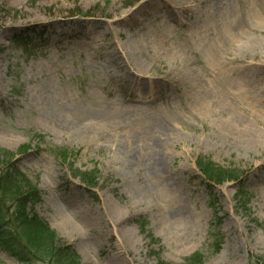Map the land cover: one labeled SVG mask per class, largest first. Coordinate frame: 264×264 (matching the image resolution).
<instances>
[{"label": "rangeland", "instance_id": "obj_1", "mask_svg": "<svg viewBox=\"0 0 264 264\" xmlns=\"http://www.w3.org/2000/svg\"><path fill=\"white\" fill-rule=\"evenodd\" d=\"M0 148L84 264H251L264 255V0H0ZM199 156L243 172L215 189L221 222ZM94 169V187L74 176ZM0 264H23L2 239Z\"/></svg>", "mask_w": 264, "mask_h": 264}, {"label": "trees", "instance_id": "obj_2", "mask_svg": "<svg viewBox=\"0 0 264 264\" xmlns=\"http://www.w3.org/2000/svg\"><path fill=\"white\" fill-rule=\"evenodd\" d=\"M196 166L205 181L209 206L217 221L221 222L224 217L220 216L215 189L227 182L240 181L243 172L236 168L222 167L204 156L196 159ZM75 172L74 176H78L89 187L97 185L98 170ZM236 197L240 207L247 210L252 196L241 187ZM41 204L42 194L37 185L21 171L16 154L0 148V239L5 248L13 251L23 264H84L74 247L63 241L49 223L39 216L36 209ZM134 223L151 243H158L148 229L145 218H139ZM255 223L264 232V223ZM211 237V253H219L222 236L214 232ZM155 254L152 251L149 255ZM207 258L205 253L197 252L186 258L183 264H205ZM250 262L264 264V255L252 257ZM158 264L171 263L164 262L158 255Z\"/></svg>", "mask_w": 264, "mask_h": 264}]
</instances>
